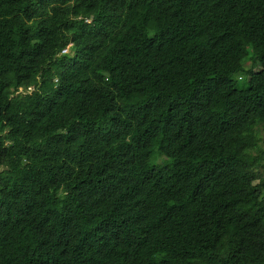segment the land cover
<instances>
[{
    "label": "trees",
    "instance_id": "obj_1",
    "mask_svg": "<svg viewBox=\"0 0 264 264\" xmlns=\"http://www.w3.org/2000/svg\"><path fill=\"white\" fill-rule=\"evenodd\" d=\"M262 166L264 0H0V264H264Z\"/></svg>",
    "mask_w": 264,
    "mask_h": 264
},
{
    "label": "rangeland",
    "instance_id": "obj_2",
    "mask_svg": "<svg viewBox=\"0 0 264 264\" xmlns=\"http://www.w3.org/2000/svg\"><path fill=\"white\" fill-rule=\"evenodd\" d=\"M248 84H249V78L248 77H244L243 79L238 80V86L240 88H244V87L248 86ZM159 161H162V158H160ZM260 172L262 174H264V166H262L260 168Z\"/></svg>",
    "mask_w": 264,
    "mask_h": 264
},
{
    "label": "clouds",
    "instance_id": "obj_3",
    "mask_svg": "<svg viewBox=\"0 0 264 264\" xmlns=\"http://www.w3.org/2000/svg\"><path fill=\"white\" fill-rule=\"evenodd\" d=\"M70 45H68L66 48H64L61 52V54L63 53H68L70 51V48H69Z\"/></svg>",
    "mask_w": 264,
    "mask_h": 264
}]
</instances>
